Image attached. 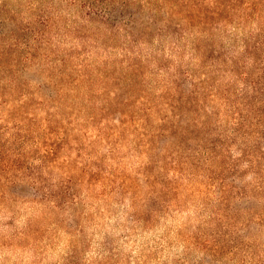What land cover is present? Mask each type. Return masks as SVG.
Listing matches in <instances>:
<instances>
[{"label":"rangeland","instance_id":"rangeland-1","mask_svg":"<svg viewBox=\"0 0 264 264\" xmlns=\"http://www.w3.org/2000/svg\"><path fill=\"white\" fill-rule=\"evenodd\" d=\"M8 1L32 20L31 0ZM41 1L22 42L48 30L55 55L72 54L89 78L64 86L63 99L38 63L21 74L35 96H11V84H0V264H264V138L252 149L241 135L251 129L235 133L249 83L234 71L264 63V48L250 53L245 43L264 40V0H194L214 17L204 28L212 42L197 36L202 28L185 26V37L164 20L135 26L131 42L130 11L112 0ZM175 1L190 15L193 0H162L164 18ZM119 27L122 34L111 33ZM12 29L15 21L0 24V38ZM204 45L210 52L200 57L194 47ZM134 53L145 64L143 85L128 99V85L102 74H127ZM150 53L162 61L146 64ZM205 79L211 87L198 98L190 91ZM167 82L166 92L180 85L191 96L177 115L157 101ZM147 98L154 110L143 137L132 107ZM107 100L112 110L102 111ZM223 145L236 168L220 158Z\"/></svg>","mask_w":264,"mask_h":264},{"label":"trees","instance_id":"trees-1","mask_svg":"<svg viewBox=\"0 0 264 264\" xmlns=\"http://www.w3.org/2000/svg\"><path fill=\"white\" fill-rule=\"evenodd\" d=\"M167 3L170 2V0H165ZM194 1V0H193ZM261 1V0H259ZM162 0H158L157 6H155L154 3L149 2L148 5L144 6L142 5V2L140 0H112L111 7L128 9L130 11V17L132 19L133 24L130 26V30L128 28L125 29V33L127 38L133 42L132 37H135L136 34L134 32L135 26H141L143 29H150L153 25L157 24L158 21L164 20L166 23L170 22L171 25H169V28H172V24H177L179 27L182 28V30L186 34H188V30L192 31L195 29L202 28L203 31L199 33L197 36L200 38L203 37L207 42L213 41V36L208 32V29L204 28L211 23V19H214V17L210 14L209 11L203 12L201 9V3L197 1H194V3H190L191 7L190 12L186 14L185 12H182L180 10V2L175 1L173 2V5L171 7V10L167 12V18H164L165 14V7L164 5H160ZM189 2V1H188ZM234 2V1H232ZM44 1L41 0H31L29 4V11H30V17L32 20H35V12L39 11L41 9L42 4ZM235 3V2H234ZM250 4L251 2H246ZM260 3V2H259ZM247 4V7L250 8V5ZM201 8V9H200ZM235 9V7H233ZM131 9V10H130ZM252 9V8H251ZM251 13H245V15L249 16ZM59 14L55 16L58 18ZM109 17V16H108ZM20 19V22L18 24V20ZM30 20L28 17H24L23 14L17 15L16 12L11 8L10 3L8 0H0V24L2 27L6 28L11 21H15L18 25L17 30H10L9 34H4L0 38V84L3 82L7 86H10L11 92L10 95L16 94L18 92H27L23 93L26 95V97L29 96H35L36 93L33 91L27 89V84L24 83V80L21 76L23 74L25 69H29L34 64L38 63L42 68H45V70L49 69L50 74L48 75L51 84L53 85L54 89L57 91L60 98H65L62 95V92L64 91V86L67 84H70L73 88H78L79 86L82 87V83L88 79V75L82 70L78 68V65L74 62V57L72 54H68L65 57H62V59H59L55 55V51L53 48L49 46V42L47 40L46 35L49 33L48 30L44 29L42 32L39 30L34 38L32 40L28 41L26 40L22 42L20 36L25 30L28 28L24 27L27 23H33L34 21ZM198 21V22H197ZM108 23V22H107ZM110 24V23H109ZM129 25V24H128ZM49 27L51 25H48ZM185 26H187L185 30ZM124 28L119 27L117 30H111V33L114 34H122ZM164 29L163 27L159 28V34L164 35ZM262 32H264V28L260 29ZM262 32L260 34H262ZM176 33V32H174ZM1 34V33H0ZM200 35V36H199ZM168 36V35H167ZM174 36V34L170 35ZM262 36V35H261ZM26 37V34H25ZM169 37V36H168ZM251 40L249 37L245 40L247 50L249 48H253V51L250 53H258L264 48V40H257L253 44H251ZM137 41V39H136ZM194 50L198 52L200 57H204L208 52H210V48L206 45L204 46H196L194 47ZM132 54V53H131ZM134 56L130 60L128 67L126 68L127 74H122L121 76H115L114 74L110 75V72L112 69H108L105 71L104 75L105 79H114L118 81V84H126L129 86L130 94L129 98H135L137 97L135 92L138 91L140 87H142V82L139 78V75L143 68L144 63L142 61H137L135 58L137 57V54L134 53ZM252 55V54H251ZM235 58V64H238L240 60V56H234ZM219 59V58H217ZM146 64H150L153 62H160L162 59L158 55H153L150 53L149 57L145 59ZM218 61V60H217ZM220 61V60H219ZM257 65H259L261 68H258V70L254 69L249 72H245L244 74H238V71L235 69L236 75L241 81L249 84H246L245 82L243 84H246V88L240 89V93L242 94L241 101L239 102L240 106H245V114H240L239 117L236 118L235 124L237 126V129H235V133L238 132V130L241 131L243 126H247L251 131H245L242 138V142L245 145H249L250 148L256 149L258 148V144L260 143V140L264 138V134L262 127H264V74H260V70L262 69L264 72V63L262 62V59L254 60ZM123 62H125L123 60ZM106 65H109L108 62L105 63ZM243 66V65H240ZM239 66V67H240ZM51 67V68H50ZM176 68V67H175ZM181 69V67L177 66V71ZM182 71L179 70L178 73H181ZM186 72V71H185ZM191 73V72H187ZM206 76H209L208 74ZM201 90H191V93H196L198 98L204 94V91L207 89H210L211 86H206L207 79L201 80ZM170 82L163 84V90L162 88L159 89L160 93L158 95L157 101L158 104H163L167 106L168 109H171L173 115H177L178 111H181L183 109V104L187 100L190 102L191 96H186L185 90L181 88L180 85H175L176 92L170 94L169 92L165 91L168 87V84ZM194 85V83L192 84ZM105 89V87H103ZM102 88V89H103ZM87 90V88H85ZM85 92H88L86 91ZM5 91H7V87L5 88ZM90 91V90H89ZM92 91V89H91ZM114 94H117L116 90L113 91ZM170 94V96L168 95ZM4 93L1 94L3 96ZM168 96V100L166 98ZM11 98H15L14 96ZM16 99V98H15ZM137 100V99H136ZM139 105L133 106L132 109L134 113L140 114L139 117V123L142 125V128L144 129L143 137H147L151 131L147 130L148 121L150 120L151 114L154 109L152 107L147 106L150 102L147 98V101H138ZM113 101H106L104 102L102 106V111H111L112 110V104ZM124 103L127 105V101H123L120 103V106H123ZM135 108V109H134ZM240 108V107H239ZM131 109V108H129ZM138 109V110H137ZM158 112V111H157ZM159 113V112H158ZM241 113V112H239ZM162 120L164 122L170 121V117H162ZM238 135V134H237ZM249 136V137H248ZM242 137V136H241ZM225 148V146L223 145ZM221 148L218 150L220 154V158H223L222 161L225 164V166L228 165L229 168H236L235 164H228L227 162V151L228 149ZM241 262L240 260H238ZM245 262V260H243ZM241 262L240 264H244V262Z\"/></svg>","mask_w":264,"mask_h":264}]
</instances>
